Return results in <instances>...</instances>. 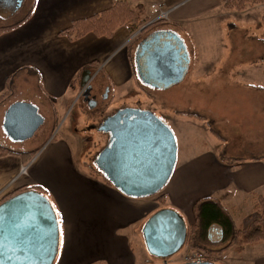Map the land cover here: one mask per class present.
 <instances>
[{"label":"crops","instance_id":"obj_1","mask_svg":"<svg viewBox=\"0 0 264 264\" xmlns=\"http://www.w3.org/2000/svg\"><path fill=\"white\" fill-rule=\"evenodd\" d=\"M119 1L129 2L143 16L140 4L145 0H37L23 24L0 32V95L7 94L0 102V146L14 152L0 156V203L26 187L42 188L40 193L50 201L59 223L55 264H137L132 240H143L142 229L156 212L173 209L191 217L188 225L192 226L196 204L215 198L238 226L246 227L255 216V196L264 195L262 158L232 162L211 150L198 152L177 161L170 181L158 195L135 199L80 168L72 138H48L35 150L14 149L19 142L12 141L3 128L12 104L36 106V101L45 98L67 109L81 91V74L90 68L98 83L111 91L133 86L135 32L122 26L111 37L89 33L76 40L60 34L75 21L97 15ZM260 8L264 5L246 12ZM173 23L181 26L179 20ZM30 152L34 153L31 157ZM231 252L225 264H264V242Z\"/></svg>","mask_w":264,"mask_h":264},{"label":"rangeland","instance_id":"obj_2","mask_svg":"<svg viewBox=\"0 0 264 264\" xmlns=\"http://www.w3.org/2000/svg\"><path fill=\"white\" fill-rule=\"evenodd\" d=\"M36 2L22 0L15 13L0 16V28L25 20ZM157 4L171 11L151 30L181 35L190 58L185 78L168 89H151L134 70L133 86L113 90L101 110L84 105L81 91L67 109L45 98L36 101L45 123L33 138L14 144V149L35 150L48 138H72L78 166L100 178L95 158L107 145L108 135L97 126L106 115L137 106L154 112L171 127L178 142L177 161L205 150L232 162L264 159V8L237 12L226 10L219 0H145L140 4L143 22L132 39L142 28L157 23L153 22ZM174 20L181 26L174 27ZM45 134L46 138H41ZM183 218L187 225L191 222V217ZM190 228L188 225V231ZM132 245L137 264H184L191 253L205 252L191 249L186 242L178 253L164 260L151 256L140 238H134ZM226 254L216 262L225 264L232 252Z\"/></svg>","mask_w":264,"mask_h":264},{"label":"water","instance_id":"obj_3","mask_svg":"<svg viewBox=\"0 0 264 264\" xmlns=\"http://www.w3.org/2000/svg\"><path fill=\"white\" fill-rule=\"evenodd\" d=\"M6 10L0 0V16ZM179 41L181 47L176 51L158 48L149 54L147 72L158 89L180 83L187 74L190 59L184 42ZM93 77L87 70L80 82L79 97L85 101ZM44 123L36 106L17 102L8 108L3 128L12 141L24 142L33 138ZM98 131L108 135V143L95 158V165L117 191L141 199L156 196L166 187L175 170L179 148L171 127L154 112L139 108L118 110L104 120ZM142 236L148 253L166 260L185 246L188 226L177 211L162 209L145 223ZM59 242L57 215L42 193L21 192L0 204V264H54Z\"/></svg>","mask_w":264,"mask_h":264},{"label":"trees","instance_id":"obj_4","mask_svg":"<svg viewBox=\"0 0 264 264\" xmlns=\"http://www.w3.org/2000/svg\"><path fill=\"white\" fill-rule=\"evenodd\" d=\"M219 1L226 10L237 12H243L253 6L264 5V0ZM142 17L140 12L135 11L129 2L119 1L108 10L90 18L75 21L60 34L70 40L82 38L89 33H94L98 37H111L122 26H126L133 32L136 31L143 22ZM25 20L11 26L1 27L0 32L10 31L23 24ZM155 24L159 25L162 22ZM155 24L146 27L144 31L151 30ZM6 95V93L0 95V102ZM10 153L14 152L0 146V156ZM33 154V152L27 153L30 157ZM98 175L111 185L103 173L99 172ZM23 190L43 192L39 186L26 187ZM254 213L255 216L251 218L250 223L246 227H242L235 223L229 211L219 200L215 198L201 200L195 206V223L188 231L186 242L191 249L204 250L206 261L218 264L216 261L231 250L242 252L246 245L253 246L264 242V195L255 196Z\"/></svg>","mask_w":264,"mask_h":264},{"label":"flooded vegetation","instance_id":"obj_5","mask_svg":"<svg viewBox=\"0 0 264 264\" xmlns=\"http://www.w3.org/2000/svg\"><path fill=\"white\" fill-rule=\"evenodd\" d=\"M22 0H2L4 6L7 8L5 14L12 12L15 13L19 6L22 4ZM154 28V27H153ZM152 28V29H153ZM134 43L136 44V51L134 57V67L136 74L141 80L142 84L150 87L151 89L156 88L150 75L147 72V64L150 52H153L158 48H167L168 51L173 52L178 50L181 47L180 39L182 38L174 31H168L165 29H157L151 31H141L135 38H133ZM183 41V40H182ZM186 56V55H185ZM189 56V54H188ZM184 57V52L182 51L179 59L182 61ZM190 59V58H189ZM190 65V62H189ZM90 70L92 76H94L90 82L91 90L88 93V99L85 101L84 98L81 97V101L84 105H86L90 110L103 109V103H106L110 99V94L112 93L111 88L102 83H98V76L95 75V72L92 68L86 69L80 76V82L82 78L86 77V71ZM158 89V88H156ZM124 108H139L128 106ZM121 108V109H124ZM118 109V110H121ZM141 109V108H139ZM118 110L113 112L112 114L106 115L101 123L97 126V128L104 122V120L114 115ZM147 110V109H145Z\"/></svg>","mask_w":264,"mask_h":264},{"label":"built area","instance_id":"obj_6","mask_svg":"<svg viewBox=\"0 0 264 264\" xmlns=\"http://www.w3.org/2000/svg\"><path fill=\"white\" fill-rule=\"evenodd\" d=\"M163 6L164 5L162 4H157L154 6L153 12L155 11V13H158V15L154 18L153 22L161 21V20L168 18V15L170 14L171 9L166 11L165 9H163ZM25 171L26 169L23 168L22 173H25ZM204 260H205V255L203 252H200V253L194 252V253H191V256L187 257V260H185V262H201Z\"/></svg>","mask_w":264,"mask_h":264}]
</instances>
